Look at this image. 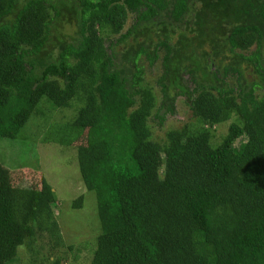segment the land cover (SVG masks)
<instances>
[{
    "label": "trees",
    "instance_id": "16d2710c",
    "mask_svg": "<svg viewBox=\"0 0 264 264\" xmlns=\"http://www.w3.org/2000/svg\"><path fill=\"white\" fill-rule=\"evenodd\" d=\"M179 98L194 121L160 139ZM35 121L77 144L90 264H264V0H0V139ZM60 207L42 172L0 163V264H65Z\"/></svg>",
    "mask_w": 264,
    "mask_h": 264
},
{
    "label": "rangeland",
    "instance_id": "374dc122",
    "mask_svg": "<svg viewBox=\"0 0 264 264\" xmlns=\"http://www.w3.org/2000/svg\"><path fill=\"white\" fill-rule=\"evenodd\" d=\"M142 64L146 71L147 83L154 88L157 97L160 98L161 90L157 83L162 76L161 63L155 67H150L147 62ZM69 113L67 112L68 116H70ZM61 116L62 114L58 113L56 119H61ZM193 121V115L185 99L179 98L176 102V115L169 116L163 128L156 126L157 121H152L151 124L155 127L156 136L163 139L167 131L181 128ZM227 124L223 123L218 127L216 137L213 139L214 144L222 142L223 137L228 132L229 125ZM41 125L40 121L27 125L26 128L30 130V141L28 140V142L21 143L20 141L0 139V163L11 171L28 167L39 170L45 175L58 197L59 206H61L60 210L56 208L58 222L66 224L64 233L68 235L72 247V250L66 255L61 254L60 257L66 258L65 264H90L89 261L94 249V237L99 229L96 196L87 191L81 179L76 158L77 144L64 147L59 144L44 142L42 137L47 133L43 135L44 130ZM238 145L239 143H237ZM15 181L18 179L16 178ZM81 196L85 197L83 208L80 210L73 209V203ZM40 244L43 245L42 242ZM43 251L42 249V253ZM30 256L23 248L11 264H29Z\"/></svg>",
    "mask_w": 264,
    "mask_h": 264
}]
</instances>
